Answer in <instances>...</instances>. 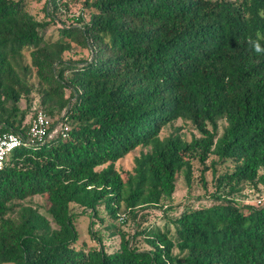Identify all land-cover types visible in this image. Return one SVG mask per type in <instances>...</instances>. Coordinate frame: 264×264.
Wrapping results in <instances>:
<instances>
[{"label": "trees", "instance_id": "trees-1", "mask_svg": "<svg viewBox=\"0 0 264 264\" xmlns=\"http://www.w3.org/2000/svg\"><path fill=\"white\" fill-rule=\"evenodd\" d=\"M27 1L0 0V133L26 136L39 110L64 113L55 137L15 148L0 170V264H264V202L186 209L135 232L147 249L121 233L109 250L93 231L101 207L120 233V211L171 199L195 157L225 165L218 190L264 196V52L248 43L264 47V0H46L80 5L55 35ZM72 43L89 57L64 59ZM33 91L41 108L26 121L19 103ZM177 120L200 137L160 136ZM137 147L132 170L116 169ZM85 212L95 243L76 246Z\"/></svg>", "mask_w": 264, "mask_h": 264}, {"label": "rangeland", "instance_id": "rangeland-1", "mask_svg": "<svg viewBox=\"0 0 264 264\" xmlns=\"http://www.w3.org/2000/svg\"><path fill=\"white\" fill-rule=\"evenodd\" d=\"M27 9L34 14L38 19H52L53 22L45 29L46 35L57 33V28L62 27V24H70L72 17H76L80 14V5L76 3H69L68 7H60L57 10H53L50 4L46 3V0H28ZM47 11V12H46ZM47 13V14H46ZM50 15L46 16V15ZM89 57V51L86 48L72 43V48L65 51L63 54L64 59H80ZM25 61L29 62V55L25 52ZM36 78L33 75L31 81L36 84ZM69 91H66V96ZM22 109H26V121H28L31 115L36 109H40V94L33 91L29 95V101L22 99L19 103ZM46 113V112H45ZM64 110L54 115H46L51 122H54V126L50 131V137H55L60 130L61 120L59 118L63 115ZM218 133L221 134L225 125L224 120H220L218 124ZM179 127L178 132L189 141L193 137L199 138L200 134L189 123H184L177 120L173 124L166 125L162 128L160 136H166L175 128ZM144 150L141 147L129 152L126 156L115 162V168L119 171H131L134 166V159L140 154V151ZM215 155H210L209 158L202 164L197 157L192 159V176L191 182L188 185L183 178V173H180L177 178L175 191L173 192L171 199L163 198L159 204H143L135 208L136 216H131L124 210L120 211L119 218L113 221V225L117 226L119 232L111 233L113 228H105V225L109 224L108 217L103 208H99V214L104 218V221H97L93 226V231L101 236L103 243L107 249H115L119 245V241L124 233L125 238L130 239V244L136 246L139 249H147L149 245L146 243L143 235H135V232L140 228L147 225H157L164 227V224H168V219L177 217L183 211L189 208H198L202 206H209L223 202V199L231 200L236 205L242 206L245 204L255 205L257 200L262 197L260 190L243 185L242 190L235 194H229L230 188L227 185L221 186L220 190L216 188V176L224 171L225 165H211L212 160H216ZM206 167V168H205ZM215 172V173H214ZM31 200L39 205H42L43 198L41 196H33ZM259 204V203H258ZM80 210L79 208L77 209ZM43 211V210H42ZM123 217V220L120 218ZM89 213L85 212L77 216L75 225L79 233V240L76 246L85 244L87 246L95 243L93 238L89 234ZM123 236V235H122Z\"/></svg>", "mask_w": 264, "mask_h": 264}, {"label": "built area", "instance_id": "built-area-1", "mask_svg": "<svg viewBox=\"0 0 264 264\" xmlns=\"http://www.w3.org/2000/svg\"><path fill=\"white\" fill-rule=\"evenodd\" d=\"M50 119L46 113L39 110L31 119L26 136L16 134L11 131L0 133V170L4 167L5 159L15 148L22 145H33L38 142H45L50 137ZM67 130V127H65ZM65 135V133H64ZM258 203L264 202V196L257 200Z\"/></svg>", "mask_w": 264, "mask_h": 264}, {"label": "clouds", "instance_id": "clouds-1", "mask_svg": "<svg viewBox=\"0 0 264 264\" xmlns=\"http://www.w3.org/2000/svg\"><path fill=\"white\" fill-rule=\"evenodd\" d=\"M248 43L255 52H264V47L261 46L259 40H253L252 38H249Z\"/></svg>", "mask_w": 264, "mask_h": 264}]
</instances>
